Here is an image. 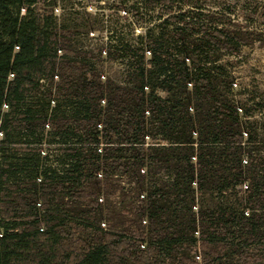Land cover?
I'll list each match as a JSON object with an SVG mask.
<instances>
[{"label": "trees", "instance_id": "1", "mask_svg": "<svg viewBox=\"0 0 264 264\" xmlns=\"http://www.w3.org/2000/svg\"><path fill=\"white\" fill-rule=\"evenodd\" d=\"M64 1L0 0V264H264V0H131L121 82Z\"/></svg>", "mask_w": 264, "mask_h": 264}, {"label": "rangeland", "instance_id": "2", "mask_svg": "<svg viewBox=\"0 0 264 264\" xmlns=\"http://www.w3.org/2000/svg\"><path fill=\"white\" fill-rule=\"evenodd\" d=\"M124 1L83 0V4L74 5L71 1L65 0L56 10L59 15L64 13L67 17H70L72 12H76L73 17L80 16L89 22L88 24L93 27L90 33H80L76 39L93 52V61L99 64L107 76L117 82L124 80V64L117 55L109 56L101 51H106L105 46L115 44L119 37L131 40L145 31L144 26L139 24L131 14V0L126 4ZM240 59L235 70L238 96L245 99L252 92H256L264 98V45L257 43L253 47L245 48ZM246 90L249 93H246Z\"/></svg>", "mask_w": 264, "mask_h": 264}]
</instances>
